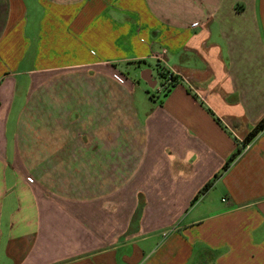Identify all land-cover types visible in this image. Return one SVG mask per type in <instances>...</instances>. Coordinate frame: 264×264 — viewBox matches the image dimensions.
I'll use <instances>...</instances> for the list:
<instances>
[{"label": "crops", "instance_id": "obj_1", "mask_svg": "<svg viewBox=\"0 0 264 264\" xmlns=\"http://www.w3.org/2000/svg\"><path fill=\"white\" fill-rule=\"evenodd\" d=\"M263 117L264 0H0V264H264Z\"/></svg>", "mask_w": 264, "mask_h": 264}, {"label": "trees", "instance_id": "obj_2", "mask_svg": "<svg viewBox=\"0 0 264 264\" xmlns=\"http://www.w3.org/2000/svg\"><path fill=\"white\" fill-rule=\"evenodd\" d=\"M132 64H141L145 63V60H136L130 62ZM159 76L162 78V81L160 83V89L159 92L163 94V96H167L171 89L175 87L177 84L182 83L183 77L181 75L175 74L174 72L170 71L169 69L165 68L164 66L160 65L158 67ZM208 111L213 115L214 119L221 124L224 128L225 125L222 123V120L215 114V112L208 108ZM264 130V117L256 124L254 125L250 131L247 133V135L244 137L243 140H238L235 138L237 143V148L234 153H232L229 158L227 159L225 165L223 166V170L225 171L234 161L238 159V157L243 153V151L247 148V146L257 137V135ZM218 175L215 176L217 178ZM215 178L209 182L203 187V189L199 192V194L195 197L193 202L197 200L200 195L205 193L212 185L215 180Z\"/></svg>", "mask_w": 264, "mask_h": 264}, {"label": "rangeland", "instance_id": "obj_3", "mask_svg": "<svg viewBox=\"0 0 264 264\" xmlns=\"http://www.w3.org/2000/svg\"><path fill=\"white\" fill-rule=\"evenodd\" d=\"M151 63H152V65H153V68H154V70H155V72H154V75H156V77H157V80H158V84H157V86L161 83V81H162V78H160V76L158 77L157 76V69L156 68H158V65H157V63H156V61H153V60H151ZM110 65H106V64H102L101 66H100V70H103V71H106V70H109V69H111L110 67H109ZM81 69H85V67L83 68H78V69H74V70H81ZM118 69H120V70H122V71H124L125 73H126V75H129L128 73H127V71L128 70H130L131 69V67H129V66H127V64H125V65H123V64H120L119 66H118ZM130 74L132 73L131 71L129 72ZM141 85L142 86H145V83H144V81H141ZM157 86H154V87H152V88H149L151 91H155L156 92V88H157ZM139 91V95L141 96V98L144 100V96H148L146 93H144L143 91H141V90H138ZM152 92V93H153ZM16 100H17V102L19 101V98L17 97L16 98ZM139 100V99H138ZM141 100V99H140ZM139 100V101H140Z\"/></svg>", "mask_w": 264, "mask_h": 264}]
</instances>
